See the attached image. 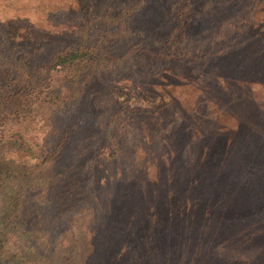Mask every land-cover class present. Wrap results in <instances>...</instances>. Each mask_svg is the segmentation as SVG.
I'll return each mask as SVG.
<instances>
[{
  "label": "trees",
  "instance_id": "obj_1",
  "mask_svg": "<svg viewBox=\"0 0 264 264\" xmlns=\"http://www.w3.org/2000/svg\"><path fill=\"white\" fill-rule=\"evenodd\" d=\"M210 1L184 0L178 9L177 0H0V188L17 170L27 177L50 174L69 142L78 144L76 160L66 166L70 189L48 183L36 201L26 191L15 193L13 225L0 218V264H264V52L255 56L261 46L236 66L240 51L223 55L225 71L218 69L205 87L202 106L221 113L211 112L205 125L207 112L200 109L194 127L200 132H190L191 123L183 119L162 135L164 150L150 147L154 136L147 123L160 106L134 108L129 114L141 126L132 120L135 132L124 134L132 142L130 165L94 185L85 173L98 159L113 161L124 152L118 125L123 134L122 117L133 108L114 91L117 84L97 90L93 85L105 70L146 49L134 42L113 54L108 44L144 37L134 24L142 8L148 17L142 24L156 30L180 18L177 11L194 5L199 12L209 10ZM54 14L76 20L68 26V19L56 22ZM89 85L93 92H86ZM104 93L121 107L102 130L112 152L100 147L94 153L102 124L96 106ZM13 119L23 128L10 129ZM99 186L105 198L89 206L88 227L67 249L57 241L68 233L67 212ZM96 198L94 193L90 201Z\"/></svg>",
  "mask_w": 264,
  "mask_h": 264
},
{
  "label": "rangeland",
  "instance_id": "obj_2",
  "mask_svg": "<svg viewBox=\"0 0 264 264\" xmlns=\"http://www.w3.org/2000/svg\"><path fill=\"white\" fill-rule=\"evenodd\" d=\"M177 1L176 8L181 9L185 2L184 0ZM210 2L212 5L207 11L199 12L196 5L184 9L183 12L177 11V13L182 15L180 18H174L173 21L170 19L164 25L162 22L157 25L156 30H151L142 24L143 16H146L147 11L146 8H142L136 11L135 18H137L138 22L134 21V24L138 29L137 32L142 33L144 37L138 35V37H130L128 39L121 37V40L116 42L109 41L108 46L113 54L114 52L122 53L128 50L129 46L134 42L145 45L146 49H141L129 55L116 66L105 70L93 85V89L97 90L109 84L113 87L114 84H117V88L114 91L120 93V99L131 103L133 108L128 106L129 108L122 117L123 126H125L123 134L121 125H118L117 133L119 138L121 137L120 146L124 147V152H121V155H117L113 161L98 159V163L95 162V168L85 172L91 175L89 178L91 185H94L95 181L98 182L100 177L107 175L113 177L118 173L120 167L130 165L132 142L125 140L126 129L135 132V129H133L134 123H136V127L141 126L138 120L140 118L130 115V110L145 107V105L150 110L155 106H160L159 108L156 107L158 112L152 116L154 117L153 119L150 118L148 120L147 126L150 127L148 129L154 136V138L150 139L149 143L152 142L150 147H161L164 150L165 148L161 142L162 135L168 132L169 128H178L182 124L183 119H185L186 124L191 123L189 131L196 134L200 132V128L195 130L194 127L200 124L197 118L201 111V113L207 112L202 121L205 125L210 123L209 114L211 112L219 117L221 112L217 110V107L215 110L212 107H208L206 110L202 106L205 105L203 102L206 98L205 92L207 89L205 87L208 86L209 81L217 73L218 69L225 71L226 61L223 59L224 54L233 50L240 51L239 58L235 61L236 66L237 62L249 53L251 49L261 46L260 51L257 50L258 55L255 56H260L264 52V0H211ZM53 17L56 22L61 21L63 18V22L66 23L65 18L68 19V26H71V21L75 19L74 17L62 16L61 14H54ZM146 18L148 17L146 16ZM76 39L77 37L70 41H76ZM53 47L54 45L51 48ZM223 62L225 63L223 64ZM182 73H185L184 77L181 75ZM182 84H185V86ZM91 89L92 86H87L86 92H93ZM102 97V99H98V106L96 107L100 109L99 120H101L103 127L101 124L100 128H96L95 132L100 131V134H95L97 138L93 140L95 141L93 147L95 149L94 153L98 149H105L106 153H111L112 150L110 151L109 143L102 137V130L110 115L120 109L121 106L116 103L115 98L111 99L113 97L112 94L105 96L104 93ZM143 97H148L151 102L145 104L142 101ZM260 97L262 98V100L259 99V104L261 105L264 102V90H261ZM11 107L13 109L14 106L12 105ZM240 108L243 110L242 105H240ZM6 115H9L8 117L13 116L10 113ZM222 116L220 119L223 122L230 123V126H232L234 122L232 120L227 121V118L224 115ZM132 120L134 123H132ZM10 123L12 124L10 129L23 128L16 119H13ZM202 127L201 130H203ZM98 136L102 138L98 139ZM136 138L137 136H135ZM81 144L79 145L81 146ZM86 144L84 143L85 146ZM77 145L74 139L69 142L65 149L66 153L60 158L59 163L50 174L43 170L34 177H27L17 170L11 173L12 177L7 175L5 177V186L0 188V218L2 219V215L5 218H10L8 223L10 227L13 225L14 219L11 218V215L15 208L13 198L17 191L22 193L26 191L25 193L30 197L34 195V201H36L39 198L38 190L41 191L48 183L58 184L60 191L66 187L70 189L73 180L69 176L66 166H69L72 160H76L78 148L75 147ZM101 153L104 152L102 151ZM52 175H59L61 178H53ZM10 187L12 188L11 191H9ZM180 192L176 191V193ZM94 193L97 198L93 203L90 200ZM105 194V188L99 186L97 189H90L85 195H81H89V198L78 203L75 201L74 204L76 205L74 207L76 208H73V210L72 208L69 209L66 219V222L69 219L71 221L66 225L68 233L65 236H59L57 241L61 242L62 245H68V249L70 244H74L77 239H80L90 220L87 217L90 213L89 206L99 205L105 198ZM78 209L81 210L80 214ZM2 228L3 226H0V230ZM31 233L37 238L35 230L31 231ZM23 240V238H20V243ZM67 249L64 250V253L67 252Z\"/></svg>",
  "mask_w": 264,
  "mask_h": 264
}]
</instances>
